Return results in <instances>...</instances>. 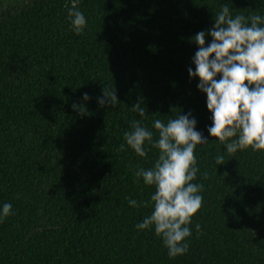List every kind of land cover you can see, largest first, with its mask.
Here are the masks:
<instances>
[{
    "label": "trees",
    "instance_id": "16d2710c",
    "mask_svg": "<svg viewBox=\"0 0 264 264\" xmlns=\"http://www.w3.org/2000/svg\"><path fill=\"white\" fill-rule=\"evenodd\" d=\"M223 4L264 14V0H80L77 35L65 0L0 7V204L14 213L0 222V264H264V150L228 154L209 136L205 94L187 72L193 35ZM104 87L115 106L97 104ZM141 101L144 117L131 108ZM179 111L208 143L194 152L203 201L189 250L169 258L154 230L134 228L151 205L127 199L149 200L154 187L133 173L157 150L139 157L123 134L139 120L155 139L151 122Z\"/></svg>",
    "mask_w": 264,
    "mask_h": 264
},
{
    "label": "clouds",
    "instance_id": "9594fccd",
    "mask_svg": "<svg viewBox=\"0 0 264 264\" xmlns=\"http://www.w3.org/2000/svg\"><path fill=\"white\" fill-rule=\"evenodd\" d=\"M80 0H65L67 18L75 34L82 33L87 19L79 9ZM212 26L192 37L197 50L191 57L193 67L187 69L190 78L198 77L197 88L205 94L211 124L206 126L209 136L216 138L228 154L251 148L264 150V14H233L223 4L213 18ZM208 37L210 41L206 43ZM87 92L82 100L89 101ZM97 104L115 106L114 90L104 87ZM71 107L86 114L84 104ZM140 117L146 115L142 101L131 106ZM197 120L191 111L169 118L166 122L154 119L153 131L139 120L130 121V131L124 141L136 155L146 157L148 146L157 150L151 167L134 171L137 180L154 187L148 201L128 199L131 207L151 205L148 215L134 225L137 230L152 229L161 238L169 258L185 255L189 250L188 226L192 216L201 208L203 185L192 183L199 168L194 154L197 145L208 143V138L196 128ZM125 147L121 144V150ZM216 165L224 163V156H214ZM206 175V173H201ZM12 204H0V222L13 215ZM198 230L200 225L197 224Z\"/></svg>",
    "mask_w": 264,
    "mask_h": 264
},
{
    "label": "rangeland",
    "instance_id": "374dc122",
    "mask_svg": "<svg viewBox=\"0 0 264 264\" xmlns=\"http://www.w3.org/2000/svg\"><path fill=\"white\" fill-rule=\"evenodd\" d=\"M28 0H0V7L13 4V3H19V2H25Z\"/></svg>",
    "mask_w": 264,
    "mask_h": 264
}]
</instances>
